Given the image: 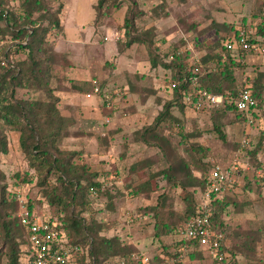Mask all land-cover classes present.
<instances>
[{
	"label": "trees",
	"instance_id": "16d2710c",
	"mask_svg": "<svg viewBox=\"0 0 264 264\" xmlns=\"http://www.w3.org/2000/svg\"><path fill=\"white\" fill-rule=\"evenodd\" d=\"M53 2L58 3V6L54 7L50 0H19L17 5H12L10 0H0V163L1 155L9 152L11 133L17 132L21 151L36 172V176H33L18 171L15 181L9 182L0 167V238L3 245L0 253L7 256L9 264H30L32 244L19 216L20 193L15 188L21 184L20 192L23 193L27 184L31 183L42 190L44 199L40 198L39 202L56 209L47 215L43 214V217L58 223V229L69 241L67 244L73 248L81 247L68 264H143L133 257L136 245L118 236L106 235L109 227L103 219H98L94 201L105 197V206L113 209V201L118 196L127 193L132 196L150 195L161 181L166 182L169 189L158 194L155 204L148 205L144 213L130 218L133 221L145 216L154 220L156 238H160L162 233L179 234L182 224L193 216L204 214L206 211L202 200L206 178L215 166L211 167L207 159L210 150L202 142L190 139L202 132L199 128L192 131L186 129V111L192 107L185 102L184 92L194 90L197 93L204 89L225 96L221 106L207 102L199 111L192 109L197 112V117L200 115L202 118L208 114L213 118V130L224 144H228L230 140L225 127L234 122L247 121L246 112L237 106L244 86L239 75L243 63L236 56L238 50L229 51L224 44L229 33L223 40L226 56L222 53L206 55L199 57L198 62L188 64L180 47L172 48L169 45L163 49L160 44L156 45L153 27L138 25L146 14L139 0H97L96 22L102 17H110L109 20L114 22V14L125 7L122 24L124 46L144 44L152 67L161 65L170 69L171 80L178 82L172 88V99L164 103L150 123L140 126L134 138L136 143L154 148V157L130 160L133 157L129 143L124 145L125 149L118 156L120 168H128L130 174L149 170L145 177L131 181L126 185V190H122L112 176L113 171L103 168L104 161L97 164L83 161L78 159L82 152L63 147L64 139L71 133L67 118L60 109V97L55 92L53 81L63 79L64 64L60 62L61 55L56 50L51 34L55 32L61 35L64 32L61 21L64 0ZM253 36L252 40L257 37L264 40V14ZM15 52L23 56L15 59ZM211 56L212 61L216 60L215 64H207ZM248 78L253 96L258 102L254 113L264 118V70L257 68L254 76ZM194 79L197 81L195 88L192 87ZM21 90L25 93L20 94ZM101 94H105L103 89ZM174 109H178L181 114L175 113ZM247 135L250 138L247 154L252 158L253 167L264 170V162L257 158V154L264 148V131L258 136L257 131ZM155 157L161 167L153 171L151 168L157 163L153 159ZM119 170L116 172L119 173ZM238 183L237 178L234 186L221 193H214L209 200L212 225L226 234V241L230 237L236 240L234 249L227 248L225 244L228 256L220 264H228L231 257L257 254L254 251L258 249V242L250 237L246 229L233 227L235 210L244 204L233 194L237 191ZM174 188L184 193L182 198L188 210L179 213L175 211V195L171 193ZM258 191H261L260 187ZM25 201L30 211H38L33 199ZM165 210L170 216L175 214L178 222L164 220L169 219L164 216ZM256 224L253 222V226ZM180 244L181 250L203 248L198 241L184 237ZM181 250L156 255L151 258V264H166L167 259L168 264H182ZM112 260L115 262L110 263ZM260 264H264V261H260Z\"/></svg>",
	"mask_w": 264,
	"mask_h": 264
},
{
	"label": "rangeland",
	"instance_id": "374dc122",
	"mask_svg": "<svg viewBox=\"0 0 264 264\" xmlns=\"http://www.w3.org/2000/svg\"><path fill=\"white\" fill-rule=\"evenodd\" d=\"M10 1L12 5L19 3V0ZM50 1L54 7L58 6V3L53 2V0ZM139 1L146 14L138 22V25L140 27H153L156 34V45L160 44L163 49L169 45L172 48L180 47L184 51V58L188 64L195 62V55L197 57H205L206 55L222 53L226 56L223 40L231 32L232 28L235 25L248 24L251 26L250 28L256 31L257 25L261 22L264 14V0ZM96 4L97 0H64L61 21L66 25L65 33L59 38L60 34L53 32L51 39L55 42L60 39L64 42L65 40L62 39L64 37L85 39L87 41L93 40V44H89L87 47V52L90 55H94L97 61L96 65L98 70H100L98 73L102 75V78H99L95 85L102 87L105 93L123 89L126 94L123 98L118 99L114 107H108L101 102L100 107L103 110L102 120L105 121L107 117H110L111 121L101 123L100 126L102 128L99 130L89 128L86 124L85 126H76L73 115L79 113L69 111L71 117L67 120V124L71 134L64 139L63 147L74 148L82 152L81 158L78 159L83 161L92 164L104 161L103 168L113 171L114 174L112 176L117 186L122 190H126L128 183L137 180L139 177H145L149 170L144 172L139 170V172L130 174L128 168H120V164L117 162L118 156L125 149L124 145L129 143L133 157H130V160H137L147 156L154 157L152 155L156 152L154 148H149L144 143H136L134 138L138 135L137 130L142 123L151 121L164 103L172 99L173 91L170 87L172 72L161 65L156 68L152 67L144 44L135 43L129 47L124 46L125 37L122 29V16L115 17L114 22L109 20L110 17H102L96 22ZM120 10L117 11V15H121L125 9L122 8ZM63 46V44L60 45L62 50ZM79 51H82V49L79 50L77 48V52ZM261 53H263L264 58V52ZM22 56L23 54L20 52L13 53L15 59H19ZM256 56L258 55L256 54ZM62 57H60V62L64 64ZM74 58V62L67 55H65L64 59H66V62L71 63L72 61L75 64L81 60L79 55ZM253 59L251 58V61ZM212 60L211 56L207 59V64L216 63V60ZM245 67L246 65L243 64L241 70ZM74 68L78 69L79 67L74 65ZM98 73L96 75L99 76ZM85 74L88 75V70ZM95 85L92 87V91H94ZM58 86H62V84ZM133 92L136 95L132 94ZM24 93L23 90L20 91V94ZM95 97V94L89 98L83 96L84 99L90 101L96 100ZM188 110V116H185L186 129L187 131H192L195 128H199L202 132L200 135L191 136L190 139L202 142L203 146L210 150L211 154L207 158L210 166H227L236 162L240 167L237 191L233 194L239 202L244 204H240L236 208L232 223L235 229H246L250 237L258 242V249L254 251L257 253L256 256L249 254L246 257L242 255L231 257L228 264H260V261H264V170L254 169L251 162L252 158L247 154L248 149L242 148L241 141L248 136L246 133L254 132V126L259 127L261 122L258 120L253 124L254 126L249 124L248 121L234 122L227 125L225 130L228 133L230 142L224 144L213 130V118L208 114H204L202 118L200 115L197 117L195 115L197 112L192 108ZM141 111L144 112L143 118L139 116L137 119ZM174 111L181 114L178 109H174ZM261 126L264 127V124ZM112 131L114 132L112 133ZM262 131H264V128L258 129L257 136ZM9 141V152L1 155L0 163L1 169L8 176V181H15L17 178L15 175L18 171L23 173V175L28 172L29 175L36 176L35 170L31 168L28 159L22 153L17 138L11 136ZM258 155H261L262 159H264V148L257 154L258 160L262 161ZM153 159L157 162L156 157ZM160 167V163L157 162L151 169L155 171ZM117 170H119V173L116 172ZM259 187L261 188L260 192L258 191ZM15 189L18 190V188ZM168 189L169 185L161 181L156 186L155 192L150 195L132 196L127 193L118 196L113 201V209L105 206L107 202L105 197L96 199L93 206L97 212V217L98 219H103L105 225L109 227L106 235L109 237L118 236L125 242L136 245L135 252L147 251L151 258L161 255L165 251L175 253L177 249L181 250L182 245L180 243L183 239L180 231L181 226L179 234L162 233L160 238H156L153 226L154 220L145 218V216L135 218L133 221L130 219L133 215L144 213V208L148 205L153 206L157 201L158 194ZM18 193L25 200L33 199L37 206L38 214L41 216L52 213L53 209H55L43 204L42 201L39 202V199H44V196L42 190L36 184L28 183L24 192L22 193L19 190ZM171 193L175 195V211L179 213L188 210L182 198L184 193L181 194L178 188L172 189ZM167 209L168 206L166 207ZM164 216L169 218L164 220L173 222H178L179 220L175 214L170 216L167 211L164 212ZM253 222L257 224L253 226ZM234 242L236 240L233 237L228 238L226 241L227 248L234 249L236 245ZM2 249L3 245L0 238V251ZM181 251L182 264H215L205 247L202 250L182 249ZM192 253L194 254L193 258L191 257ZM113 262L115 261H110V263ZM0 264H9L8 258L4 253H0Z\"/></svg>",
	"mask_w": 264,
	"mask_h": 264
},
{
	"label": "built area",
	"instance_id": "2783aa9c",
	"mask_svg": "<svg viewBox=\"0 0 264 264\" xmlns=\"http://www.w3.org/2000/svg\"><path fill=\"white\" fill-rule=\"evenodd\" d=\"M255 34V30L250 27L238 28L227 39L225 45L229 51L235 50H253L260 51L262 42L254 41L251 36ZM254 37V36H253ZM183 52V50L181 51ZM199 58L195 57V62H198ZM246 78L244 86L240 91L237 106L240 110L246 112L247 121L253 125L259 117L254 113L257 111L258 102L253 96L251 84L248 83ZM196 79L193 80L192 87L196 86ZM176 80L170 81V87L175 88L177 86ZM101 87L95 85L94 93L101 95L102 104L108 107H114L118 101L126 94L123 89L114 90L112 93L101 94ZM89 96L91 93L88 94ZM184 100L195 111H199L205 103H211L216 106H221L224 103L225 96L223 94L210 93L207 90H199L197 93L194 90L184 92ZM111 118L107 117L105 122H110ZM242 148H247L250 144V138L248 136L242 139ZM259 159L264 162L261 155H258ZM239 164L231 163L227 166L215 165L210 170L204 189V198L202 205L205 208V213L202 215H196L187 220L181 227V234L185 239L196 240L202 247L206 248V251L217 261L218 264L225 261L228 256V252L225 250L226 234L223 231L216 229L212 225L211 221V209L209 207L210 197L214 193H221L230 187L234 186L237 182L239 174ZM16 188L18 191L21 189V184ZM21 196V195H20ZM21 209L19 216L26 231L30 235V241L32 244V257L30 264H68L74 258V253L81 250L80 246L74 248L67 244L69 241L64 234L60 232L56 221H51L48 217L44 218L38 214V211H30L26 205V201L23 197H20ZM60 243H65L60 245ZM134 259L141 261L143 264H151V257L146 251H139L133 254ZM169 263V259L166 260V264Z\"/></svg>",
	"mask_w": 264,
	"mask_h": 264
},
{
	"label": "crops",
	"instance_id": "0c3cea01",
	"mask_svg": "<svg viewBox=\"0 0 264 264\" xmlns=\"http://www.w3.org/2000/svg\"><path fill=\"white\" fill-rule=\"evenodd\" d=\"M123 9L125 10L121 15L119 14L117 15V12H116L114 16L115 17L122 16V19L124 21L126 8L123 7ZM63 25H64V32L58 36L59 38H61V36H63L65 33L66 25L64 23ZM241 27H251V26H249L248 24L235 25L232 28L230 35H232L238 28H241ZM62 39H64L65 41L62 42L60 39V40H57L55 43H56L57 52H59L60 55L63 56L62 58H63L64 65H65L64 71H63L64 77L60 81H56V80L53 81V87L55 88V92L60 97V103H59L60 109L62 110L67 120L69 119V117H71L69 111H75L76 113H79L77 115L72 114L74 116L73 119H74V123L76 122L75 124L76 126H85L86 124V126L89 128H92L94 130H99L102 128L100 126L101 123L103 124V122H105L102 120L103 110L100 107L102 99L100 98L101 97L100 94L94 93V91H92L93 89L92 87L96 84L99 78H102V75L98 73L100 70H98V67L96 65L97 61L94 58V55L93 54L90 55V53L87 52V49H88L87 47L89 46V44L90 45L93 44V40L87 41L85 39L81 40V39H73V38H67V37H64ZM226 41L224 42V44L226 43ZM254 41L262 42V45H263L262 47L264 48V40H262L261 37L255 38ZM61 44L64 45L63 50L60 48ZM77 48L79 50L82 49V51L77 52ZM261 52H264V51L260 50L257 52L253 50H249V51L239 50L238 53L236 54V56L240 57L242 63L246 65V67L243 68L244 72L243 70H241V68L239 70L240 80L242 82H244L246 78L249 79L248 78L249 76L250 77L254 76L257 68L264 70V58L262 55L263 53ZM256 54L258 56H256ZM65 55H67L68 58L71 59L73 62L75 59L74 57L78 55L81 57V60L80 62L76 64L72 63L71 60H70L71 63L66 62V59H64ZM195 56L197 57V55ZM251 58H254V59L251 61ZM74 65H77L79 68L75 69ZM87 70H88V75L85 74ZM97 73L99 74V76L96 75ZM59 84H62V86H58ZM89 93H91L90 96L88 95ZM93 94L96 95L95 97L96 100L90 101V100H86L83 98V96H87L88 98L92 97ZM132 94L136 95V93L134 92ZM188 112L189 110L186 111V116H188L187 114ZM143 113L144 112L141 111V113L138 114L137 119L139 118V116L140 118H143ZM153 118L154 117H152V120ZM96 119L100 121L98 122ZM151 121L147 123H150ZM259 122H261L259 124V127H256L253 125L254 132H256L260 128H264L263 126H261L264 124V119L259 118ZM147 123L143 122L142 125L147 124ZM247 134L249 133H246V135ZM11 136L17 138V141H19V133L12 132ZM227 136H228V133H227Z\"/></svg>",
	"mask_w": 264,
	"mask_h": 264
}]
</instances>
